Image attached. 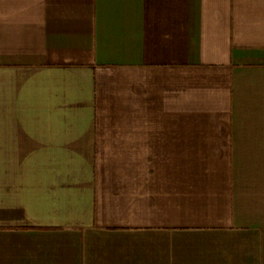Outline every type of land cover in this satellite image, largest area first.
I'll return each mask as SVG.
<instances>
[{
  "label": "crops",
  "instance_id": "crops-1",
  "mask_svg": "<svg viewBox=\"0 0 264 264\" xmlns=\"http://www.w3.org/2000/svg\"><path fill=\"white\" fill-rule=\"evenodd\" d=\"M0 264H264V0H0Z\"/></svg>",
  "mask_w": 264,
  "mask_h": 264
}]
</instances>
